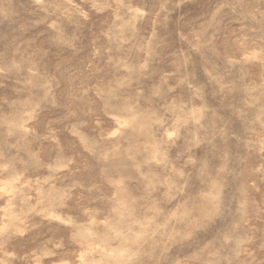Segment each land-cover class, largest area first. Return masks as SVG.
<instances>
[{
	"label": "rangeland",
	"instance_id": "1",
	"mask_svg": "<svg viewBox=\"0 0 264 264\" xmlns=\"http://www.w3.org/2000/svg\"><path fill=\"white\" fill-rule=\"evenodd\" d=\"M0 264H264V0H0Z\"/></svg>",
	"mask_w": 264,
	"mask_h": 264
}]
</instances>
